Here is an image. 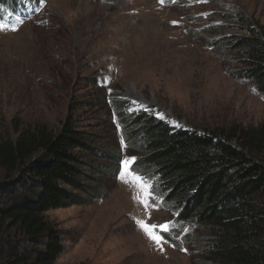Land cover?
<instances>
[{"label": "rangeland", "instance_id": "obj_1", "mask_svg": "<svg viewBox=\"0 0 264 264\" xmlns=\"http://www.w3.org/2000/svg\"><path fill=\"white\" fill-rule=\"evenodd\" d=\"M47 2L39 16L18 30L0 31L3 137L14 140L18 130L37 126L58 131L72 116L92 136L95 151H121L123 160L135 157L137 149L115 118L114 99L132 109L144 103L143 111L171 127L175 124L168 118L200 132L264 123L263 97L249 81L231 74L235 65L225 62L230 57L205 35L211 29L218 30L217 39L234 33L228 17L239 15L264 29V0ZM84 161L88 196L81 194L82 203L45 214L65 233L55 264H201L185 239L204 233L185 226L174 236V213L156 197L159 207L146 210L139 202L143 193L121 180L112 156H86ZM138 220L172 222L163 250Z\"/></svg>", "mask_w": 264, "mask_h": 264}, {"label": "trees", "instance_id": "obj_2", "mask_svg": "<svg viewBox=\"0 0 264 264\" xmlns=\"http://www.w3.org/2000/svg\"><path fill=\"white\" fill-rule=\"evenodd\" d=\"M30 6L38 1L0 0V10L29 13ZM228 19L234 33L217 39L218 30L211 29L205 35L230 57L231 74L249 81L264 99V29L242 15ZM114 107L120 131L137 149L136 173L151 178L155 197L176 216L173 235L185 226L204 233L187 235L191 256L201 264H264V123L200 132L129 111L119 99ZM16 133L14 140L0 134V264H55L65 233L45 214L88 196L86 156H112L118 172L122 154L95 151L92 136L72 116L58 131L37 126Z\"/></svg>", "mask_w": 264, "mask_h": 264}, {"label": "snow or ice", "instance_id": "obj_3", "mask_svg": "<svg viewBox=\"0 0 264 264\" xmlns=\"http://www.w3.org/2000/svg\"><path fill=\"white\" fill-rule=\"evenodd\" d=\"M161 4H163L164 0H159ZM40 3H44V0H40ZM19 23H23L21 20ZM175 23V22H173ZM16 31L18 30L16 25H7L5 23L0 22V31L4 30ZM135 157L124 158L122 161V168L120 171V178L125 183L132 185L134 187H139L141 192L144 195V199L139 202L143 204L146 210H151L153 208H158L159 205L155 199V189L154 185L150 183L151 178L143 179L140 175L136 173V169L134 167ZM131 177V179L125 180V177ZM136 198L135 196L133 197ZM151 219V217H149ZM138 226L145 232V234L151 239L157 246L161 247L164 243H168L169 239L172 236V222H165L163 224L158 223H146L143 220L137 221Z\"/></svg>", "mask_w": 264, "mask_h": 264}, {"label": "water", "instance_id": "obj_4", "mask_svg": "<svg viewBox=\"0 0 264 264\" xmlns=\"http://www.w3.org/2000/svg\"><path fill=\"white\" fill-rule=\"evenodd\" d=\"M143 105H144V103H142ZM151 110H156V108L155 107H149ZM158 118V117H157ZM168 120L169 121H172L174 124H175V126L176 127H178V128H183V129H188V127H183L182 125V123L180 124L178 121H175L173 118H168Z\"/></svg>", "mask_w": 264, "mask_h": 264}, {"label": "bare ground", "instance_id": "obj_5", "mask_svg": "<svg viewBox=\"0 0 264 264\" xmlns=\"http://www.w3.org/2000/svg\"><path fill=\"white\" fill-rule=\"evenodd\" d=\"M49 7H50V6H49ZM41 13H42V12H41ZM41 13H40V14H41ZM40 14H39V15H40ZM35 18H36V17H35ZM133 91H135V94H136V90H135V88H133L132 93H134ZM136 95H137V94H136Z\"/></svg>", "mask_w": 264, "mask_h": 264}]
</instances>
